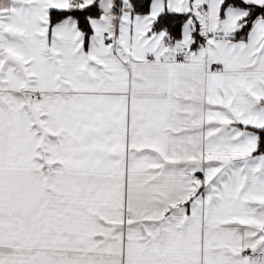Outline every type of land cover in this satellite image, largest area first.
Masks as SVG:
<instances>
[{
	"label": "snow or ice",
	"instance_id": "obj_1",
	"mask_svg": "<svg viewBox=\"0 0 264 264\" xmlns=\"http://www.w3.org/2000/svg\"><path fill=\"white\" fill-rule=\"evenodd\" d=\"M0 264H264V0H0Z\"/></svg>",
	"mask_w": 264,
	"mask_h": 264
}]
</instances>
